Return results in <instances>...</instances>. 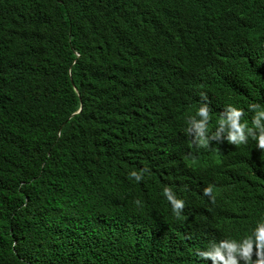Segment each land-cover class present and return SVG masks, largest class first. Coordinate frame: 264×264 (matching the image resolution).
Returning a JSON list of instances; mask_svg holds the SVG:
<instances>
[{
    "label": "trees",
    "instance_id": "obj_1",
    "mask_svg": "<svg viewBox=\"0 0 264 264\" xmlns=\"http://www.w3.org/2000/svg\"><path fill=\"white\" fill-rule=\"evenodd\" d=\"M202 91L264 103V0H0V264H211L251 231L264 152L198 147Z\"/></svg>",
    "mask_w": 264,
    "mask_h": 264
},
{
    "label": "clouds",
    "instance_id": "obj_2",
    "mask_svg": "<svg viewBox=\"0 0 264 264\" xmlns=\"http://www.w3.org/2000/svg\"><path fill=\"white\" fill-rule=\"evenodd\" d=\"M199 95L198 107L195 114L187 118L185 129L186 134L198 147L210 149L214 142L230 147L235 145L241 147L252 142L256 150L264 152V103L252 101L246 107L228 103L215 114L209 94L202 91ZM146 175H152L148 167L134 168L129 173L130 179L138 183L144 181ZM217 191L216 184L210 183L204 188L203 196L211 198L215 203ZM162 193L170 203L173 215L180 219L186 207V200L171 186H165ZM225 202L228 206L225 215L232 223H236V213L231 199L227 197ZM135 203L141 202L137 200ZM195 254L203 261H210L211 264H264V218L257 220L251 231L240 236L228 235L212 239L205 247L197 248Z\"/></svg>",
    "mask_w": 264,
    "mask_h": 264
}]
</instances>
